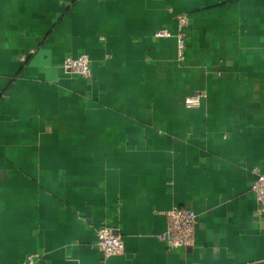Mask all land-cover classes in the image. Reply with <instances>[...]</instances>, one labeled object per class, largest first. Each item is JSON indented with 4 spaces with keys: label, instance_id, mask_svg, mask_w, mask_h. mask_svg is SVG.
Segmentation results:
<instances>
[{
    "label": "crops",
    "instance_id": "0c3cea01",
    "mask_svg": "<svg viewBox=\"0 0 264 264\" xmlns=\"http://www.w3.org/2000/svg\"><path fill=\"white\" fill-rule=\"evenodd\" d=\"M178 14L183 62L155 37ZM81 54L90 79L62 68ZM254 167L264 0H0V264H264ZM176 206L198 215L191 248L159 239Z\"/></svg>",
    "mask_w": 264,
    "mask_h": 264
},
{
    "label": "built area",
    "instance_id": "2783aa9c",
    "mask_svg": "<svg viewBox=\"0 0 264 264\" xmlns=\"http://www.w3.org/2000/svg\"><path fill=\"white\" fill-rule=\"evenodd\" d=\"M169 12L174 13V10L169 9ZM176 19V34H173L169 30L161 29L155 33V37L157 39L175 37L178 60L183 62L188 45L189 18L187 15L178 14ZM101 39L103 40L104 38ZM21 59L25 60V57ZM62 68L64 71L84 79L92 78L91 61L87 54L65 58ZM201 100V95L189 97L185 100V105L188 108L198 107L201 105ZM251 172L255 177L251 189L257 200L259 212L264 213V171L259 167H254ZM166 218V230L159 236L160 241L170 250L193 247L195 244L196 229L199 223L196 212L176 206L166 212ZM97 239V246L105 258L123 254L125 246L119 230L111 227L101 228L97 233ZM39 259L40 254H31L20 262V264H37Z\"/></svg>",
    "mask_w": 264,
    "mask_h": 264
}]
</instances>
